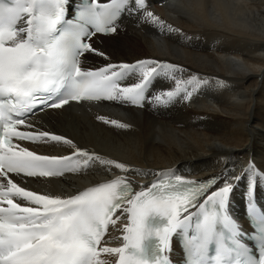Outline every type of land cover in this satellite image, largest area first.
I'll list each match as a JSON object with an SVG mask.
<instances>
[{
  "label": "snow or ice",
  "instance_id": "obj_1",
  "mask_svg": "<svg viewBox=\"0 0 264 264\" xmlns=\"http://www.w3.org/2000/svg\"><path fill=\"white\" fill-rule=\"evenodd\" d=\"M70 8V0H0V264H169L164 253L176 235L187 264H264V209L251 198L254 177L247 210L256 225L251 232L255 249L245 242L249 232L227 211L233 190L227 178L215 190L214 178H161L137 192L126 176H116L67 196L39 194L13 181L11 174L57 177L92 162L113 163L64 136L20 130L32 127L29 115L81 101L140 105L153 79L174 68L151 60L82 68L81 56L96 52L87 40L115 32L114 24L124 12L138 9L154 22L158 18L147 10L145 0H86L74 19H68ZM132 77L138 82L124 83ZM185 83L195 86L199 81L194 77ZM181 92L191 94L178 81L164 97L170 100ZM156 100L165 102L160 96ZM14 140H50L73 151L68 156L40 155ZM115 167L134 171L123 163ZM117 210L129 219L123 244L102 245L109 225L119 219H113Z\"/></svg>",
  "mask_w": 264,
  "mask_h": 264
},
{
  "label": "bare ground",
  "instance_id": "obj_2",
  "mask_svg": "<svg viewBox=\"0 0 264 264\" xmlns=\"http://www.w3.org/2000/svg\"><path fill=\"white\" fill-rule=\"evenodd\" d=\"M179 1L183 6L175 8ZM145 3L158 21L130 9L114 34L94 36L96 52L82 56L92 68L142 60L173 65L167 75L153 79L145 107L119 101L72 103L33 121L43 132L64 136L113 163L92 162L79 173L30 179L28 185L43 194L67 196L116 176H126L138 191L169 173L217 174L219 184L225 178L233 184L236 214L249 201L253 177L252 194L264 196V0ZM101 52L103 56L97 54ZM194 77L197 85L185 83ZM178 81L191 94L164 97ZM134 82L136 77L124 83ZM158 96L165 102L157 101ZM35 147L49 154L73 151L50 140ZM117 163L134 171L118 169ZM116 217L103 245L121 243L124 216L118 211ZM101 258L114 261L105 254Z\"/></svg>",
  "mask_w": 264,
  "mask_h": 264
}]
</instances>
